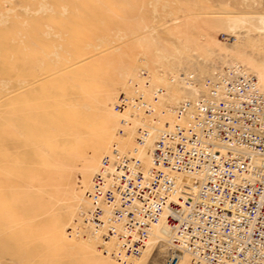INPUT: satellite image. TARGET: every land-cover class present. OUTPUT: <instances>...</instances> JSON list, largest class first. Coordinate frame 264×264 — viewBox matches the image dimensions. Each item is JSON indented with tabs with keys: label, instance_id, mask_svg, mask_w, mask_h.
<instances>
[{
	"label": "rangeland",
	"instance_id": "rangeland-1",
	"mask_svg": "<svg viewBox=\"0 0 264 264\" xmlns=\"http://www.w3.org/2000/svg\"><path fill=\"white\" fill-rule=\"evenodd\" d=\"M234 16L241 22L230 27L228 18ZM260 17L264 0H0V158L6 156L0 168L5 170L4 162L20 163L9 168L8 183L25 184L23 194L5 197V171L0 170V264H105L102 255L80 249L66 228L74 225L69 222L73 212L78 217L79 208H87L79 196L82 172L94 166L91 151L111 138L115 117L103 98L118 97L125 79L132 78L127 74L134 70V57L143 52L152 58L150 70H193L200 81L233 61L264 75V32L255 29ZM170 30L174 42L162 38ZM120 55L125 67L116 74ZM52 74L63 78L57 87L64 91L66 113L43 119L45 131L38 133L19 121L20 93ZM48 100L40 105L50 112ZM35 111L30 109L26 119L35 122ZM31 169L39 176L35 181L29 179ZM89 175L87 170L85 184ZM63 215L65 243L54 225ZM163 241L142 264H163Z\"/></svg>",
	"mask_w": 264,
	"mask_h": 264
},
{
	"label": "built area",
	"instance_id": "built-area-1",
	"mask_svg": "<svg viewBox=\"0 0 264 264\" xmlns=\"http://www.w3.org/2000/svg\"><path fill=\"white\" fill-rule=\"evenodd\" d=\"M132 84L134 96L119 94L115 109L153 112L163 87L152 86L147 100ZM203 89L174 107L181 122L158 132L149 167L136 147L113 144L91 177L84 221L115 237L111 254L118 260L140 255L168 207L163 264H177L184 254L186 264H264V85L230 64L205 78ZM148 136L139 127L136 144Z\"/></svg>",
	"mask_w": 264,
	"mask_h": 264
},
{
	"label": "bare ground",
	"instance_id": "bare-ground-1",
	"mask_svg": "<svg viewBox=\"0 0 264 264\" xmlns=\"http://www.w3.org/2000/svg\"><path fill=\"white\" fill-rule=\"evenodd\" d=\"M176 22L177 21L175 20L174 23H176ZM228 22H229V24H233L230 27H234L241 22V18L236 17V16L230 17V18H228ZM260 23H261L260 27H255V29L258 32H264V18L260 17ZM162 38L165 39L166 41L174 42L176 36L173 33H171V30H170V31L162 33ZM178 43H180V42H178ZM125 52H126L125 57L126 56L128 57L131 53V52H129V49L125 50ZM55 55H56V53H55ZM140 55L144 56V57H141V56L134 57V64H135V59H136V64L133 65V67H132L134 70H132L131 72H129L127 74L128 76H130L132 78L125 79V82H124L123 87H122L123 89L121 90L120 94L124 93V95L127 97H130L132 95L134 96L133 89H135V87L133 86L134 84H132L134 82L137 84L138 87H140L142 89L141 92L144 93V96L147 100H151V98H153L152 93H151V91H152L151 87L152 86L160 85L163 87L164 92L162 94L158 95V99L155 102L153 101L151 103L152 108H153V112L148 113V114H145V112H142V111H139V112H136L135 110L131 111L130 108L125 109L123 111H119V110L115 109V107H114V104H115L117 97L114 98L113 101H111V97H109V96H105L103 98V101H102L103 104L110 105L111 113L115 117V123H114V126L112 127L111 138L108 140V142H106L107 144L101 145V146H104L102 149H101V146H99V144H98V147H94V149L91 151V159L90 160L92 163H94V166L86 167V169H85L86 171L84 170L82 172L83 185L81 186L82 189H81V194L79 196V201L82 200L83 203H85V206H87V208L89 206L87 191L90 188L91 177H92V175H94V173L98 169L101 157L110 150V148L113 144H116L118 146V148H120L122 151H133L134 148L136 147L135 155L142 161V163L144 164L145 167H149L151 165L152 145H153L154 140L157 137L158 132H160L162 129H165L166 127L172 126L175 123L181 122V120L175 114L174 107L183 99L195 98L196 96H198L200 94V92H202V91L205 92V89H203V83H204L205 78L213 76L218 70H220L224 66L234 64V65L243 66L247 72L252 73L250 70L255 72V74L254 73H252V74H254L257 77L258 81L264 85V75L262 74L261 71H259V70L255 71V70L251 69L249 66L244 65L243 63H240L238 61H233L231 63H228V64L218 68L216 71L212 72L210 75H207V77H205L203 80H202L203 77H200L201 78V81H200V79L197 77V74L193 70L180 72V73H178V71L180 69H177V71L176 70H174V71H172V70H169V71L160 70V71H158L156 68H153V70H150V64H148L147 61L149 59H152V58H147L146 57L147 54L144 52L141 53ZM156 55L155 56L158 58V55H162V54L157 52ZM121 56L122 55L118 56V60L116 62L117 63L115 66L116 74L119 73V71L125 67V62H124L125 57H123V56L121 57ZM139 61H140V63H139ZM144 62H146V66L141 64ZM150 62H151V60H150ZM263 69H264V67H263ZM53 71H54V69H53ZM165 72H169V74L166 73L167 74V76H166ZM48 77L49 78H46V80L43 82H37V83L30 84L29 85L30 88L26 89L25 91L20 93L21 97L19 96L23 100L22 102L19 101L20 102L19 106H21L22 110H18V112L16 113L19 115V121L20 122H24V121L27 122V124L30 126H33L38 133L45 131L44 130L45 121L43 119H46V118L54 119V117H55L54 115L61 117V116H64L66 113L65 108H64L65 101H63L64 91L62 94L59 93V92H62V89H59L57 87L58 85L62 84L63 78L60 76L54 75V74H52L51 76H48ZM49 81H51V83L54 81V84H55V85H51V86H53V88L51 87V89L53 90V91H51V93H53L52 94L53 96H48V92L46 90V88L48 89L47 84ZM146 84H148V85L146 86ZM49 85H50V83H49ZM43 86L45 88H42ZM49 89H50V87H49ZM138 91H140V90H138ZM9 99H10V97H9ZM46 100L52 102L51 103V102L47 101V105L51 104L50 108H52L51 109L52 112L51 111L47 112V108L44 106H41L42 105L41 102H43V101L45 102ZM36 103L39 105H36ZM43 105H46V104L43 103ZM41 107L46 108V110L44 108H43L44 109L43 110ZM37 108L39 111H35V113H32L35 115V118H36L35 122L34 121L31 122L30 121L31 119H26V118H29V116H28L29 110L30 109L31 110H37ZM122 119L126 120L125 124L121 123ZM120 127L123 129V132L121 134L118 133V129ZM139 127H145L149 131V136L145 139V143L143 145H137L136 141H135V136L137 134V129ZM5 144L6 145H12L13 143L9 140H6ZM0 146H1V144H0ZM5 158H6V156H5ZM5 158H3V160L1 158L0 159H1V161H5L6 160ZM18 158L19 157H17V159ZM9 160H7V161H9ZM2 163H1V165H2ZM4 164H5V170L3 168H0V170L2 169L3 171H5L4 172L5 174H3V175H5V180H4V182H5V185H4L5 186L4 187L5 188V197H15L16 195H20L21 193L23 194L24 191L20 187H24L25 184L19 183V182L8 183L9 182L8 179H10V178H8V175H7V172L11 170V169L9 170V168H12L16 165L19 166L20 163H16V162L12 163V161H11V163H7V162L5 163L4 162ZM21 164H24V163H21ZM26 164H28V163H26ZM35 167H37V166H35ZM23 168H25V167L23 166ZM23 170L25 171V169H23ZM34 170H37L39 172L38 168L37 169L35 168ZM34 170L31 169L30 172H32V171L36 172ZM87 170L90 172V175H89L87 183L85 184ZM31 177L32 178L35 177V174H34V176L31 174V176L29 178V179H31L30 181H32ZM36 177L39 178V176H36ZM36 177L33 178L34 181H35V179H37ZM42 178H43V176H42ZM188 178L189 177H185V180L186 181L189 180ZM30 181L28 180L26 182H28V184L32 187L31 189L34 188V190H37V189H35V186H33L35 184H31ZM47 184H48L50 191L52 193L56 192L55 189H57V187H56V184L54 182H49ZM1 186H3V185H1ZM184 197H186V196H184ZM78 205H80V204L78 203ZM16 207H18V206L15 204L10 206V209L13 210L12 211L13 213H11V214L14 217L17 215V213H19V212H17ZM79 209L80 210L77 213V214H79V216L73 217L74 216V212H73L72 218L70 217V219H69L70 220L69 222L74 223V225L68 226L66 228H70V232H72L71 234L75 235L74 237H77L78 242H80L81 246H82V247L80 246V249H85L86 251L92 253L93 255H96V254L102 255L105 259L108 260L105 264H142L143 261H145V259L152 253L153 248L157 244H159V242L164 240L163 242H166V245L168 247L167 241L169 238V227H168L167 222H166V215L169 213V210H170L168 207L164 208V210L161 213V216L158 219V221H156L153 224L151 232L149 234V237L146 240V245H145L144 249L142 250V252L140 253V255L131 259L128 262H123L121 260H118L116 257H114L111 254L116 249V243L117 242H116L115 237L114 238L113 237H108V238L102 237L99 231L94 230L88 223H86L84 221V217H83L84 216L83 214L85 212L84 206L80 207ZM77 211H78V209H77ZM81 215H82V219H81ZM64 219H66L65 215H63L61 217H55V221H54L55 227L58 228L56 235H57L58 239L62 240L63 242L65 241L64 225L61 226L62 225L61 222ZM68 224L70 225V223H68ZM77 240H75V241H77ZM68 244L72 245V243H70V242H68ZM96 247H99V249H97ZM186 262H187V259H186V255L184 254V256H182L180 258V260L177 264H186Z\"/></svg>",
	"mask_w": 264,
	"mask_h": 264
}]
</instances>
